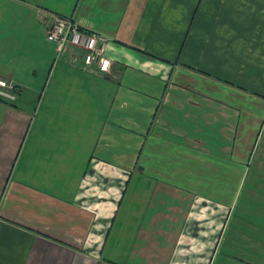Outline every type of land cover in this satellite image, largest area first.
<instances>
[{
  "label": "crops",
  "instance_id": "obj_1",
  "mask_svg": "<svg viewBox=\"0 0 264 264\" xmlns=\"http://www.w3.org/2000/svg\"><path fill=\"white\" fill-rule=\"evenodd\" d=\"M11 1L54 47L47 91L22 93L32 108L0 105V264H264V203L234 202L249 163L264 185V107L211 68L235 59L236 30L211 23L224 0ZM60 16L105 39L113 68L59 53ZM144 46L187 50L211 76Z\"/></svg>",
  "mask_w": 264,
  "mask_h": 264
},
{
  "label": "rangeland",
  "instance_id": "obj_2",
  "mask_svg": "<svg viewBox=\"0 0 264 264\" xmlns=\"http://www.w3.org/2000/svg\"><path fill=\"white\" fill-rule=\"evenodd\" d=\"M201 3L198 4V7L203 8ZM26 7L27 5H19L11 0H0V105L16 106L19 110L24 111L32 108L31 99H24L23 97L26 93L33 91L41 94L47 91V61L44 60V56L45 54L47 56V48L52 49L54 47L53 44L47 43L46 38L39 32L38 28L28 26L30 28L28 29L26 27L28 23L31 24V19L28 21L27 18H15V14H26L29 11ZM219 7L220 4L217 3V9L212 8V11H217L220 16L222 14L224 17L220 19L218 16V19L212 20L211 23L218 21L223 23L225 27L236 30L233 37L237 41V46L230 47L235 52V59L230 63V66H227L226 69L219 66H211V68L216 69L217 79L245 94L256 96L260 107H264V75L262 74L264 73V0H224L221 8ZM8 18L9 21L7 22L5 19ZM255 46H260V49L259 47L255 48L258 55L260 54L259 57L252 56L251 49ZM199 47V53H196V56L202 57L204 51L201 49L204 47ZM155 50L154 52L147 51L146 47L145 50L139 51L152 59L168 62L175 68L180 67L183 70L210 75L204 72L202 66L197 65V61L189 60L187 50L179 54L169 46H159ZM254 61L258 62L257 68L254 66ZM111 68H113L112 60ZM258 69V78H253L252 70L255 73ZM36 73L37 76H35ZM22 93L25 94L22 96ZM22 101L25 103L21 104ZM101 101L104 102L105 98H102ZM104 108L102 106L101 112L105 111ZM46 109L47 97L42 99L38 106L39 120L47 111ZM259 116L262 130L257 139V148L261 146L263 148L261 153H264V146L261 145L264 143V112L260 113ZM248 167L246 170H249L251 175L247 176L238 188L234 202L241 206L263 204L264 185L260 189L257 186L258 182L255 183L257 179L255 178L256 172L253 173L252 162L249 163ZM260 180L264 181L263 179ZM237 181L234 180L235 184ZM250 213H253L254 219H257V214L262 212L253 211ZM263 215L258 219L264 220Z\"/></svg>",
  "mask_w": 264,
  "mask_h": 264
},
{
  "label": "built area",
  "instance_id": "obj_3",
  "mask_svg": "<svg viewBox=\"0 0 264 264\" xmlns=\"http://www.w3.org/2000/svg\"><path fill=\"white\" fill-rule=\"evenodd\" d=\"M48 40L56 44L61 54L70 48L81 51V58L87 66L96 64L105 72L111 68V62L105 56L106 40L85 33L74 18L56 17L48 30Z\"/></svg>",
  "mask_w": 264,
  "mask_h": 264
}]
</instances>
